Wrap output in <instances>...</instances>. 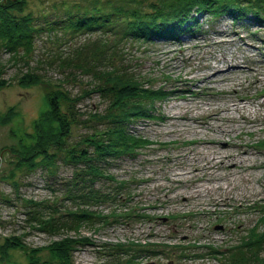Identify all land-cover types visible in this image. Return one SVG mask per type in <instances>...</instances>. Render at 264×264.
Instances as JSON below:
<instances>
[{
    "label": "rangeland",
    "instance_id": "rangeland-1",
    "mask_svg": "<svg viewBox=\"0 0 264 264\" xmlns=\"http://www.w3.org/2000/svg\"><path fill=\"white\" fill-rule=\"evenodd\" d=\"M23 1L12 7L13 0H0V15L9 9L17 19L23 18L24 23L31 19L30 24L40 29L26 44L22 41L17 52L0 40V264H32L33 248H42L37 255L43 261L49 255L44 247L62 236H85L92 241L77 246L72 254L74 264H105L112 258L103 245L131 243L170 246L160 249L157 256L142 253L136 264H220L221 257L212 255L208 244L225 249L231 242H240L245 229L259 221V202L264 204V18L249 5L239 13L236 10L217 17L196 9L181 20L183 26L194 24L192 30L175 40L119 42L111 33H77L69 28L67 7L87 0ZM128 3L138 6L136 0ZM192 18L196 21H189ZM24 35L28 39V33ZM99 39L105 43L101 52L112 62L105 59L103 65L131 71L140 80L153 79L154 86L166 83L169 92L156 103L151 118L129 125L133 135L146 140L144 146L134 156L106 165L107 173L125 183L124 194H131L132 200L122 211L131 210L132 218L84 224L78 232L64 230L61 236H51L26 221L32 212L29 205L32 201L57 202L64 212L70 202L63 196V183L72 176L73 166L59 162L52 174L45 168L28 170L32 166L25 161L17 167L18 161L32 156L38 126L49 132L60 129V122L47 116L43 80L61 84L74 95L90 90L91 73L78 70L73 60L78 50L86 47L85 53L99 54ZM223 55L258 69L261 80L255 82L253 70H245L244 74H231L222 84L209 83L206 77ZM106 101L98 93L89 94L78 104L80 118L104 112ZM225 102L246 104L249 116L256 120L227 137L246 144L250 156L243 163L248 165L235 170L230 186L223 180L208 179L205 173L177 180V172L196 166L189 158L199 155L205 146L200 140L213 135L215 118L206 114L210 103L221 107ZM231 114L243 122L239 111ZM87 125L76 124L72 139L91 131ZM219 146L226 148L227 143L222 141ZM222 167L218 173L230 172L228 165ZM204 183L220 187L196 191V186ZM186 195L193 196L185 200ZM96 208L107 214L113 207ZM14 237L22 242L21 247L12 246Z\"/></svg>",
    "mask_w": 264,
    "mask_h": 264
},
{
    "label": "trees",
    "instance_id": "trees-1",
    "mask_svg": "<svg viewBox=\"0 0 264 264\" xmlns=\"http://www.w3.org/2000/svg\"><path fill=\"white\" fill-rule=\"evenodd\" d=\"M19 2L24 1L13 0L11 6H17ZM136 2L138 6L131 5L128 0L75 2L71 7H67V25L73 32L98 30L104 35L111 33L119 42H126L135 39L149 41L153 38L175 40L181 34L192 30L194 24L190 22L183 26V19L189 17L196 9L211 12L217 17L222 13H234L236 10L239 13L249 5L256 10L259 18H264V0ZM4 13L0 15V40L17 52L16 47L22 41L26 44L29 38L33 39L35 32L40 29L33 22L30 24L31 19L25 23L22 22L23 18L17 19L9 9ZM26 33L29 35L28 39L22 36ZM96 41L100 42L99 54L85 53L88 48L86 47L78 50L74 56L76 59L73 60L78 70L91 73L90 90L85 89L74 95L61 84L52 85L43 80L47 87V116H54L60 122V129L49 132L38 126L35 141L30 149L32 156L25 160L20 158L18 161L17 167L23 166L21 162L25 161L27 166H32L28 167V170L45 168L52 174H55L59 162L73 166L72 176L63 183V196L70 202L64 212L57 206V202L32 201L29 205L32 206V212H28L26 221L34 229L51 236H61L64 230L78 232L84 224H109L132 218L131 210L122 211V207H126L132 200L131 194H124L125 183L107 173L106 165L123 156H134L144 146L146 140L133 135L129 125L137 120L151 118L156 103L169 92L166 83L154 86L156 83L153 79L140 80L133 72L126 69L121 71L117 66L110 65V56L105 57L104 52H101L104 41ZM105 59L110 62L109 66L102 64ZM92 93H98L107 100L106 110L101 113H88V118L81 119L78 104ZM76 124H89L91 131L73 140L72 130ZM106 204L113 207L107 214L96 208ZM259 204L260 207L256 209L259 221L245 229L246 233L241 236L240 242L234 245L231 242L225 249L212 244L206 247L212 255L221 257L220 264H264V204L261 201ZM10 242L13 247L22 245L17 237L11 238ZM91 242L90 238L85 236H62L44 247L49 255L43 261L37 255L42 248H33L32 264H74L72 254L77 250V246ZM103 246L105 253L112 258L105 264H136L142 253L157 256L156 253H160L162 249L170 248L166 244L150 243ZM185 248L179 250L182 252Z\"/></svg>",
    "mask_w": 264,
    "mask_h": 264
},
{
    "label": "bare ground",
    "instance_id": "bare-ground-1",
    "mask_svg": "<svg viewBox=\"0 0 264 264\" xmlns=\"http://www.w3.org/2000/svg\"><path fill=\"white\" fill-rule=\"evenodd\" d=\"M222 41L224 42V39ZM211 69L212 73L206 77L209 83L217 82L222 84L228 80V77L231 74H244L246 72L245 70H253L252 72L255 73L253 75L255 82L261 80L258 76V69L238 61L233 62L227 55H223L221 60H218L216 65L212 66ZM186 107L188 109V106ZM235 110L241 113L240 119H243V122H240V120H237L236 117L231 114V112ZM249 111L250 109L248 106H246V104H240L238 102H234L233 104L225 102V104L221 107H216L215 104L210 103L206 110V114L213 115L215 118V122L212 126L213 128L211 127L213 135L202 138L200 141L202 144H205V146L201 148L199 155L197 154L189 158V160H193L196 163L194 169L181 170L180 172H177V174L174 175L176 176V179L178 178L177 180H181L182 178L193 177V175L198 176L200 173H205L208 175V179L215 182L218 180H223L228 184V186H230V183L237 175H235V170L238 167L242 168L243 165H248L244 164L243 162L248 159L250 152L245 143H237L235 140L227 139V137H231L233 132L240 130V128H248V126L250 127V125L256 123V120L249 116ZM222 141L227 143L226 148L219 146ZM233 149L237 150V152L231 151ZM226 165L229 166L230 172L228 169L229 173L226 175L218 173L222 166L223 170L226 169L224 168ZM252 166H256V164L254 163L251 165V167ZM216 187L220 186H210L207 183H204L202 185L196 186L195 189L196 191H205L208 188ZM189 196L192 197L193 195H186L185 200H187Z\"/></svg>",
    "mask_w": 264,
    "mask_h": 264
}]
</instances>
